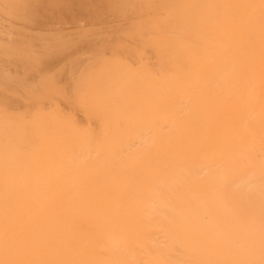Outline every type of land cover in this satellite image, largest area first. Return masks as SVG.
<instances>
[{"label":"bare ground","instance_id":"bare-ground-1","mask_svg":"<svg viewBox=\"0 0 264 264\" xmlns=\"http://www.w3.org/2000/svg\"><path fill=\"white\" fill-rule=\"evenodd\" d=\"M0 264H264V0H0Z\"/></svg>","mask_w":264,"mask_h":264}]
</instances>
